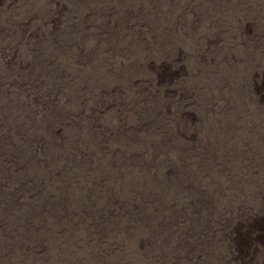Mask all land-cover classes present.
<instances>
[{
  "label": "rangeland",
  "instance_id": "374dc122",
  "mask_svg": "<svg viewBox=\"0 0 264 264\" xmlns=\"http://www.w3.org/2000/svg\"><path fill=\"white\" fill-rule=\"evenodd\" d=\"M0 264H264V0H0Z\"/></svg>",
  "mask_w": 264,
  "mask_h": 264
}]
</instances>
